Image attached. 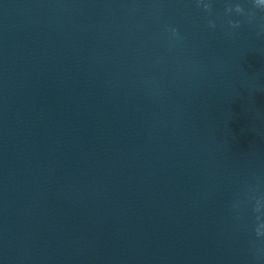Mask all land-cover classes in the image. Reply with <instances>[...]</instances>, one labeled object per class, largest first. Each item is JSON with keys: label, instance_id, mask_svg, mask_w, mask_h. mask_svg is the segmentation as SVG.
<instances>
[{"label": "water", "instance_id": "1", "mask_svg": "<svg viewBox=\"0 0 264 264\" xmlns=\"http://www.w3.org/2000/svg\"><path fill=\"white\" fill-rule=\"evenodd\" d=\"M0 264H215L128 253L66 252L0 247Z\"/></svg>", "mask_w": 264, "mask_h": 264}, {"label": "clouds", "instance_id": "2", "mask_svg": "<svg viewBox=\"0 0 264 264\" xmlns=\"http://www.w3.org/2000/svg\"><path fill=\"white\" fill-rule=\"evenodd\" d=\"M212 26L214 27L215 25L213 24ZM172 31H173L174 34H176V30L175 29H173Z\"/></svg>", "mask_w": 264, "mask_h": 264}]
</instances>
